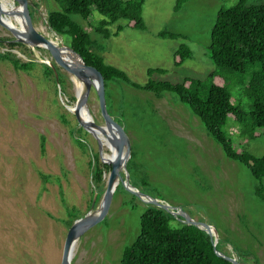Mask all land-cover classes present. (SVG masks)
Here are the masks:
<instances>
[{
    "label": "rangeland",
    "instance_id": "obj_1",
    "mask_svg": "<svg viewBox=\"0 0 264 264\" xmlns=\"http://www.w3.org/2000/svg\"><path fill=\"white\" fill-rule=\"evenodd\" d=\"M238 1L188 0L176 9V0H143L145 30L119 20L108 26L116 33L108 38L93 30L104 19L98 12L92 11L86 20L77 14L70 18L90 34L93 49L104 62L124 71L134 83L143 84L149 77L172 83L186 78L203 81L216 70L208 46L217 12ZM262 3L246 1L248 6ZM20 5L27 8L38 33L65 45L67 37L54 34L46 21L47 12L62 10L59 0H27ZM118 25L122 29L116 32ZM161 32L175 37H160ZM0 40V52L9 51L21 62H37L24 72L0 60V264H61L69 228L66 207H73L78 215L97 210L100 198L93 203L96 191L89 161L96 154L103 164L99 154H110V149L102 150L88 132L80 134L86 150L73 141L77 135L71 129L79 125L68 109L75 104L76 85L72 74L50 52L20 42L10 46L15 36L1 23ZM179 45L188 46L192 56L175 67L173 53ZM43 62L63 75L62 90L54 74V78L45 77ZM149 68L164 72L148 76ZM260 71L256 62L244 73L220 72L233 104L244 114L241 120L228 119L221 130L235 149L256 157L264 156V128H256L249 137L253 96L247 87L251 73ZM105 91L110 115L129 142L126 167L131 184L195 222L213 227L217 251L240 264H264V177L255 179L248 168L228 159L175 94L165 92L158 98L120 80L109 82ZM87 109L96 124H104L94 89ZM59 114H64L65 121ZM40 136L45 137L44 151ZM140 172L144 184L133 180ZM105 178L98 188L102 192ZM145 205L129 193H114L106 215L76 241L70 264H119L123 249L139 233V215ZM178 221L175 218L171 226H178Z\"/></svg>",
    "mask_w": 264,
    "mask_h": 264
},
{
    "label": "trees",
    "instance_id": "obj_2",
    "mask_svg": "<svg viewBox=\"0 0 264 264\" xmlns=\"http://www.w3.org/2000/svg\"><path fill=\"white\" fill-rule=\"evenodd\" d=\"M59 1L62 10L47 12V24L57 35L67 37L68 41L64 44L80 55L85 65L101 81L104 91L109 82L120 80L136 90L151 92L157 97H161L165 92L175 94L179 102L186 105L200 119L207 133L221 146L228 159L248 168L255 179L260 180L264 177V156L256 157L245 150L235 149L231 140L221 130L228 119L241 120L244 114L238 106L233 104L225 79L220 74L223 69L244 73L249 65L256 62L260 65L261 71L251 73L247 87L253 96L248 133L249 137H253L256 128H264V3L248 6L247 0H239L232 7L219 9L210 32L208 46L209 58L216 70L208 75L207 80L186 78L181 82L172 83L165 80L154 81L149 77L145 83L137 84L130 81L124 71L104 62V59L93 49L90 34L73 21L70 15L77 14L86 20L92 11L98 12L104 16V19H101L93 30L104 38H108L116 34L110 32L108 26L119 20H124L125 25L131 28L145 30L142 18L143 0ZM187 1L176 0L175 8L179 9ZM121 29L122 26L118 25L116 32ZM159 36L175 37L167 32H161ZM16 44L12 42L9 45ZM191 56L192 52L188 46L179 45L173 53L174 66L180 67ZM0 60L7 61L15 70L24 72L30 71L37 65L35 61L21 62L9 51L0 52ZM40 66L46 78H54L53 69L49 65L41 63ZM55 70L57 80L54 81L62 90L64 77L57 68ZM155 72L163 73L164 70L147 69L148 76ZM107 113L111 117L108 108ZM59 117L65 121L64 114H59ZM113 121L121 126L115 120ZM84 133L87 132L80 126L71 129V134L77 135L73 136V141L86 150V145L80 138V134L84 135ZM44 145L45 137L40 136L41 151H44ZM89 167L96 191L93 203L96 204L103 193L98 188L102 186L103 175L110 170V166L100 164L97 155L94 154L89 161ZM141 173H135L133 180L144 184ZM41 177L47 179L45 174H41ZM116 192H126L121 183L118 184L114 193ZM259 193L261 194V191ZM130 195L137 198L133 194ZM130 207H133V204H130ZM66 209L69 216L68 226L85 215H78L73 207H66ZM174 220L175 217L167 211L146 204L139 215V233L135 240L123 249L119 264H232L215 253L206 232L196 226L183 223L180 219L178 226H171L170 222Z\"/></svg>",
    "mask_w": 264,
    "mask_h": 264
},
{
    "label": "water",
    "instance_id": "obj_3",
    "mask_svg": "<svg viewBox=\"0 0 264 264\" xmlns=\"http://www.w3.org/2000/svg\"><path fill=\"white\" fill-rule=\"evenodd\" d=\"M15 2H17L18 5H16ZM20 3L26 4L27 0H12V3L8 4L9 8L3 7V4L0 0V23L13 32L15 36V42L28 44L32 47H40L46 49L74 77L83 82V88L81 93L79 95L76 94L75 104L71 109L68 110L75 116L78 125L83 128L86 132L91 133L93 135L94 131L97 130L103 135H105L113 150V157L108 161H104L101 157V153L99 154L101 162L110 166V170L107 174V177L105 178V174L103 175V178L106 179L105 189L100 197L97 210L93 213L87 212L84 216L74 220L73 223L69 226L63 244L61 264L71 263L76 241L87 229H89L93 224L99 222L106 215L112 196L119 183L122 184L126 192L133 194L143 203L153 205L157 208H161L173 215L175 218L180 219L183 223L196 226L197 228L206 232L209 235L212 242V246L218 256L228 260L232 264H240L236 258L227 256L216 250V239L214 237L216 233L213 227L195 222L189 216L185 215L180 209H176L168 203H164L155 198L146 196L138 188L131 184L130 176L126 167V163L130 158L129 142L124 133L123 128L117 125L107 113L105 91L101 81L85 65L80 55L76 53L70 46L58 45L56 43H53L45 36L38 33L32 25V21L28 14L27 8L23 7L24 5L21 6ZM15 15L22 16L23 21L25 23V30H22L21 27L17 28L7 25L5 19H8L11 16ZM54 34L56 33L54 32ZM65 51H68L70 53V59H73L75 61V65H72L69 59L67 60V58L63 56V53ZM45 64L49 65L53 69L55 78L57 80V72L55 70V66L51 65L48 62H45ZM91 89H94L96 91L97 98L99 101L100 113L104 121L103 125L96 124L88 114L87 99ZM83 110H85L86 113L85 117H83L82 115Z\"/></svg>",
    "mask_w": 264,
    "mask_h": 264
},
{
    "label": "bare ground",
    "instance_id": "obj_4",
    "mask_svg": "<svg viewBox=\"0 0 264 264\" xmlns=\"http://www.w3.org/2000/svg\"><path fill=\"white\" fill-rule=\"evenodd\" d=\"M2 4H3V7H6V8H9V3L11 4L12 3V0H1ZM6 20V23L8 26H11V27H21L22 30H25V23L23 21V18L21 15H15V16H11L10 18L8 19H5ZM47 26V25H46ZM45 27V26H44ZM39 28V27H38ZM36 30V29H35ZM39 32V31H38ZM48 34V33H47ZM43 36H46V35H43ZM47 37V36H46ZM50 41H52L53 43H55L56 41H54V39H51V38H48ZM62 39V38H61ZM63 56L65 58H67V60L69 59L70 63L72 65H75V61L73 59H70V53L68 51H65L63 53ZM73 76V75H72ZM72 81H74L75 85H76V94L79 95L82 91V88H83V82L79 79H77L76 77H72ZM82 115L83 117L86 116V113H85V110L82 111ZM88 119V117H87ZM93 135L96 137L97 141L100 143L101 145V148L102 150L106 148V146H108V148L110 149V154H106L104 153V151H102V159L104 161H108L110 159H112V155H113V150L109 144V141L107 139V137L105 135H103L101 132L99 131H94ZM108 149V150H109ZM76 244V243H75ZM73 253H74V250H73ZM73 256V255H72Z\"/></svg>",
    "mask_w": 264,
    "mask_h": 264
},
{
    "label": "crops",
    "instance_id": "obj_5",
    "mask_svg": "<svg viewBox=\"0 0 264 264\" xmlns=\"http://www.w3.org/2000/svg\"><path fill=\"white\" fill-rule=\"evenodd\" d=\"M162 97V96H161ZM158 98H160V97H158Z\"/></svg>",
    "mask_w": 264,
    "mask_h": 264
}]
</instances>
